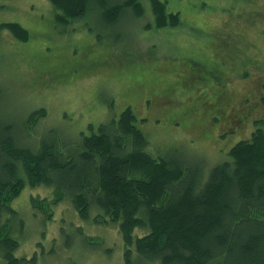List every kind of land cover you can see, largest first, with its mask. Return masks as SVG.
I'll return each instance as SVG.
<instances>
[{
  "label": "rangeland",
  "instance_id": "1",
  "mask_svg": "<svg viewBox=\"0 0 264 264\" xmlns=\"http://www.w3.org/2000/svg\"><path fill=\"white\" fill-rule=\"evenodd\" d=\"M160 1L178 14L176 28L145 29L153 22L148 0H141L142 19L126 15L113 30L92 16L56 23L46 0H0V25L28 32L19 43L0 30V120L20 137L24 119L45 111L19 146L34 151L42 138L74 145L127 109L143 121L145 151L170 163L208 171L250 138L264 121V0ZM200 69L201 80L192 82ZM32 198L53 200L54 191L26 187L11 204L23 222L13 234L15 258L124 264L117 228L79 220L67 199L48 221L31 208Z\"/></svg>",
  "mask_w": 264,
  "mask_h": 264
},
{
  "label": "trees",
  "instance_id": "2",
  "mask_svg": "<svg viewBox=\"0 0 264 264\" xmlns=\"http://www.w3.org/2000/svg\"><path fill=\"white\" fill-rule=\"evenodd\" d=\"M46 1L63 26L92 16L111 29L126 15H145L141 0ZM148 1L153 22L145 29L178 26L166 2ZM0 30L19 43L28 40L18 24ZM203 72L192 71L191 81ZM44 117L43 110L31 112L20 137L0 120V259L6 264H34V258L14 256L19 243L13 234L23 222L11 204L26 187L53 189V200L31 199V208L48 221L67 199L79 220L117 228L124 264H264V121L254 123L250 138L236 143L227 161L207 171L152 157L129 109L74 145L52 138L37 145L35 138L34 151L19 146Z\"/></svg>",
  "mask_w": 264,
  "mask_h": 264
},
{
  "label": "flooded vegetation",
  "instance_id": "3",
  "mask_svg": "<svg viewBox=\"0 0 264 264\" xmlns=\"http://www.w3.org/2000/svg\"><path fill=\"white\" fill-rule=\"evenodd\" d=\"M135 116V115H134ZM137 121H138V123H143V121L142 120H139V119H137Z\"/></svg>",
  "mask_w": 264,
  "mask_h": 264
}]
</instances>
